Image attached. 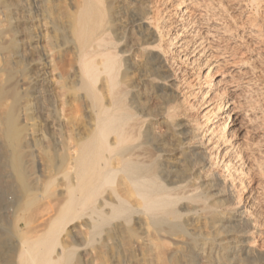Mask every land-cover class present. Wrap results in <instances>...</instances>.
<instances>
[{
	"label": "bare ground",
	"instance_id": "1",
	"mask_svg": "<svg viewBox=\"0 0 264 264\" xmlns=\"http://www.w3.org/2000/svg\"><path fill=\"white\" fill-rule=\"evenodd\" d=\"M120 2L0 0V222L10 241L3 258L7 264H264V251L249 238L259 216L252 221L226 180L204 173L219 148L213 134L228 141L236 110L219 101L204 112L221 122L208 127L206 141H196L200 134L178 96L180 66L158 53L163 31L141 29L138 39L115 50L111 32L127 28ZM143 11L135 17L139 26L150 19ZM194 31L192 51L200 49L193 62L214 46L212 32ZM253 189L241 194L255 210Z\"/></svg>",
	"mask_w": 264,
	"mask_h": 264
},
{
	"label": "rangeland",
	"instance_id": "2",
	"mask_svg": "<svg viewBox=\"0 0 264 264\" xmlns=\"http://www.w3.org/2000/svg\"><path fill=\"white\" fill-rule=\"evenodd\" d=\"M179 1L181 0H121L118 7L120 6L122 9L120 7L118 9L127 22V28L124 32H120V30L112 31L110 38L115 42V50L120 52L122 48H125V46L131 43V40L134 41L139 38L141 29L145 30L149 28L148 30L153 31L157 28L156 31H163L161 33L162 40L159 44L164 50L158 49V53H160L161 58L165 59L167 57L166 61L168 60L167 62L172 67L177 68L180 66L179 70L183 68L181 73L178 70V76L176 75V80L184 77L183 83L181 84L182 87L180 86L178 89V91L181 89L183 95L179 94L178 96L183 107L187 110L188 117H186V119H189L188 121L191 126L194 127L195 132L200 134V136H197L199 138L196 137V141H206L207 137H211L208 132L209 130H207L208 127H212L216 125V123L221 122L219 118H215V121H211L213 116L207 118L209 113L208 115H203L204 112L213 110L221 101H223V104L228 101L231 108L233 107L236 110L238 117L237 120L234 121L235 123H233L232 119L235 117L232 115L230 121L227 122L225 109L222 112L221 108L218 115H222L221 117L227 122L226 134L229 139L224 143H220L217 139L220 136L219 132L213 134L212 140H217L219 142V148L217 149L218 153L213 155L217 150L211 151L213 154H211L212 158L209 159V161L211 160L209 162L210 166L208 165L209 167H206L204 173L207 171L205 175L209 178H214L217 175L218 178L226 180L229 186L228 190L231 195L234 196L233 200L235 204L242 209L247 205L248 209L245 210V215L252 221L253 219L255 221V218L257 220L259 216L258 221H255L257 224H255L256 228L250 233L249 238L253 239H250V241L253 243L252 245L255 250L264 251V0H184L178 8L176 4ZM138 2L141 4L139 5ZM203 4L209 11L203 7ZM127 6L129 8H127ZM188 9L191 12H189ZM141 10H144L143 12H145L146 16H149L150 19H145V23L139 26L135 17ZM152 13L154 15L151 16L150 14ZM210 16L212 19H210ZM156 18L158 21H156ZM150 22H153V25ZM158 25L159 27H157ZM151 27L153 28L151 29ZM198 28L202 34L207 32L206 30L212 32L210 34L213 35L208 36V40H210L211 45L214 46L213 49H209L208 52L210 53L212 51L213 56L208 57L209 53L207 52L206 55L203 54L199 56L193 62L192 60L198 56L197 51L200 49L199 47L193 52L192 50L197 44L195 43L194 46H191L192 42L198 39L193 33L194 29L198 30ZM179 32L180 35L176 38L175 34ZM116 36L118 37L117 40ZM130 36L132 38H130ZM154 36L152 38L156 39L157 37ZM185 42L189 44L186 45L187 47L185 46L184 48L180 46V44H184ZM205 59L207 60L206 64L204 63ZM209 67H211V78H209L210 76L208 74L205 75ZM207 81H211V84L207 85ZM188 82L189 85H187ZM191 85L193 86L191 87ZM205 100H207V103ZM152 103L153 102L149 103L150 108L151 106L154 107L157 101L155 104ZM218 119L219 121L216 122ZM231 127L238 128L233 137L228 134L230 133L229 130H231ZM227 148H231V151H228L229 153H225ZM239 150L241 151L239 152ZM229 158L232 163H230L229 166H224L226 159ZM251 187L252 189L254 188L253 195L257 200V204H259V208H256L258 210H254L251 206L249 207V204L246 202L249 199H246V196L241 194L243 189ZM1 222L0 240H4L0 241V252L2 253H0V264H7V253H4L5 250H9L10 241L8 240V235L5 238L6 231H3L5 227L4 223L2 225ZM258 229L261 232L260 236H257L259 232L257 231ZM251 236H255V240L254 237L252 238ZM2 247H4V249ZM3 257L6 258V260Z\"/></svg>",
	"mask_w": 264,
	"mask_h": 264
}]
</instances>
